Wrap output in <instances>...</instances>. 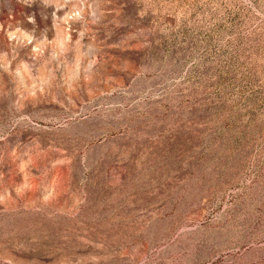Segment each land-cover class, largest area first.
I'll return each mask as SVG.
<instances>
[{"label":"rangeland","instance_id":"1","mask_svg":"<svg viewBox=\"0 0 264 264\" xmlns=\"http://www.w3.org/2000/svg\"><path fill=\"white\" fill-rule=\"evenodd\" d=\"M0 264H264V0H0Z\"/></svg>","mask_w":264,"mask_h":264}]
</instances>
